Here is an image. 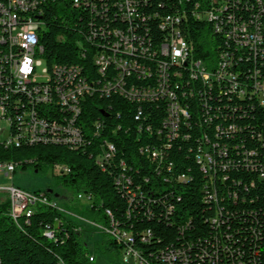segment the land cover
Instances as JSON below:
<instances>
[{
    "label": "built area",
    "instance_id": "2783aa9c",
    "mask_svg": "<svg viewBox=\"0 0 264 264\" xmlns=\"http://www.w3.org/2000/svg\"><path fill=\"white\" fill-rule=\"evenodd\" d=\"M49 1L0 0V145L56 143L84 149L91 145L92 137H98L105 128L103 120L93 122L91 133L81 127L78 122L84 101L93 95L98 98L117 96L135 107L131 115L138 122V136L146 132L157 142L153 148L146 147L141 152L161 163L164 149L170 148L174 140L189 139V133L184 134V131L198 130L204 125L214 127L216 132L235 131L236 125L228 122L244 105L238 101L255 98L264 107L263 66L245 80L243 64L244 54L248 55L246 62L264 64V0H175L178 8L167 14L156 11L148 14L146 9L151 10V0H71L75 8L84 6L94 17L87 32L81 33L92 48V70L86 71L83 65L77 64L54 65L51 70L46 67L41 81L37 68L44 59L40 57L43 47L38 34L42 8ZM197 22L209 23L212 31L220 36L215 64L207 65L195 57L189 36L190 27ZM154 23L163 32L159 42L154 38ZM49 114L55 118L44 117ZM106 116L112 115L107 112ZM205 138L211 150L206 148L197 153L196 163L210 177L218 171L224 173L231 165L230 161L222 159L228 156L225 146ZM253 156H257L256 150L244 152L247 169L259 167L251 160ZM115 157V144L105 140L97 152L96 165L105 172L116 162ZM119 164L125 168L124 160ZM17 169L0 161L2 175H12ZM54 169L60 176L70 171L60 165ZM171 170L169 166L168 171ZM174 178L178 182L189 180L184 174ZM260 178L264 179V173ZM115 183L130 186L132 180L121 173ZM0 191L7 194L8 214H12L18 226L21 221L29 224L39 206L56 209L82 222H77L74 228L81 237L87 226L120 244L123 264L190 263L192 259L197 264L204 260L208 264H219L222 255L230 257L233 264H258L250 262L255 251H249L248 262L239 258L236 263L233 248L223 245L234 242L231 233L221 230L229 227V211L219 206L216 193L206 197L208 202L214 201L216 207L210 218L215 230L208 240L211 250L208 247L193 257L183 248L172 246L158 254L137 256L136 251L131 250L125 228L115 231L110 223L103 225L67 213L45 193L26 192L13 185L0 187ZM136 192L135 189L130 194ZM77 198L87 205L93 200L91 194L85 192L79 193ZM129 204L132 207V199ZM142 208L141 204L133 206L134 210ZM127 214L129 216V212ZM60 223L56 218V226ZM42 234L52 235L55 242L59 240L56 229L50 225H46ZM140 238L142 243L151 240L145 239V232ZM182 238L185 245L190 244V240ZM93 259L94 256H90V260Z\"/></svg>",
    "mask_w": 264,
    "mask_h": 264
},
{
    "label": "trees",
    "instance_id": "16d2710c",
    "mask_svg": "<svg viewBox=\"0 0 264 264\" xmlns=\"http://www.w3.org/2000/svg\"><path fill=\"white\" fill-rule=\"evenodd\" d=\"M150 5L151 10L146 9L148 14L153 11L167 14L179 6L175 0H151ZM40 18L42 24L38 35L39 44L43 47L40 57L47 67L51 70L54 65L77 64L91 71L92 48L81 34L87 32L94 18L89 9L84 6L75 8L71 0H50L43 6ZM152 27L155 41L159 42L163 32L155 23ZM189 37L195 48V57L207 65L215 64L220 51V36L212 31L211 25L195 23L190 27ZM247 56L244 54V79L248 80L255 70L261 69L260 66H263L261 77L264 79V64L246 62ZM240 103H244L243 109L233 113L228 122L236 125L235 131L216 132L214 127L206 125L198 130L184 131V134L189 133V139L174 140L170 148L164 149L161 163H156L150 154L141 152L146 147L153 148L157 142L146 132L138 136V122L131 115L135 107L117 96L98 98L93 95L84 101L78 122L88 133L92 132L95 120L105 123L99 136L92 137L91 145L84 149H71L69 145L56 143L21 147L14 143L11 147L0 145V161L22 170L32 168L40 171L54 169L57 165L67 166L70 169L67 174L56 176L60 185L77 194V200L60 207L67 213L93 222L103 225L113 222L120 230L125 228L133 239L131 246L138 256L158 254L171 246L181 247L193 257L196 253L202 254L210 246L208 240L215 231L210 223L215 213V202H208L206 197L216 193L219 206L229 211V227H222L221 230L231 233L234 242L223 245L233 248L236 263L239 258L248 262L249 251H255L250 262L264 264V179L260 178V174L264 173V107L255 98H245L244 102L238 101ZM107 112L112 116L107 117ZM44 117L55 118L52 114ZM205 136L225 146L228 156L222 159L230 161L231 165L224 173L218 171L210 177L196 163L197 153L206 148L211 150ZM105 140L115 144L116 162L104 172L96 165L95 159ZM251 150L257 153L251 159L259 165L256 170L244 167V152ZM216 158L219 160L218 155ZM120 160L126 163L125 168L119 164ZM169 166L171 171H168ZM121 173L131 178L132 185H116V178ZM182 174L189 180L176 181L174 177ZM135 189L137 192L130 194ZM81 192L91 194L93 200L90 205L78 202ZM45 194L51 198L50 193ZM130 199L133 200L132 207ZM136 204H141L143 208L134 210ZM9 207L7 197L0 200L2 264L95 263L96 257L84 239L74 232L78 224L73 218L56 209L39 206L29 224L21 221L18 226L8 214ZM56 218L61 220L59 226L55 224ZM46 225L56 229L57 242L52 240V235L42 234ZM251 229L254 234L249 233ZM84 232L97 233L90 227H84ZM144 232L145 239H151L149 243L141 242ZM182 237L190 240V244L185 245ZM108 244L109 249L122 251V246L112 238H109ZM96 245H93L94 253L98 250ZM218 247L222 246L218 244ZM90 256L94 259L90 260ZM220 258L219 264H233L228 256ZM192 261H177L176 264H197L196 260ZM199 264H208V261H200Z\"/></svg>",
    "mask_w": 264,
    "mask_h": 264
},
{
    "label": "rangeland",
    "instance_id": "374dc122",
    "mask_svg": "<svg viewBox=\"0 0 264 264\" xmlns=\"http://www.w3.org/2000/svg\"><path fill=\"white\" fill-rule=\"evenodd\" d=\"M46 62L42 60V65L37 68V76L43 81L45 76L44 70L46 69ZM12 175L5 176L0 174V187L13 185L16 188L24 190L26 192H39L45 193L52 189L54 192L51 194V200L57 203L59 206L70 204L71 201L76 199L77 194L71 189L65 188L59 183V179L56 176V170L45 168L40 171H36L32 168L22 170L20 167ZM60 197H56V195ZM7 197L5 192L0 191V200ZM77 200V199H76ZM82 205L86 203L78 201ZM78 223H82L79 219L74 218ZM85 226V225H84ZM87 227V226H85ZM82 238L88 245L92 254L96 257L94 264H123L122 251L114 248L109 249L108 244L109 236L103 233L84 232ZM97 244V251L93 250V245ZM109 249V250H108Z\"/></svg>",
    "mask_w": 264,
    "mask_h": 264
},
{
    "label": "bare ground",
    "instance_id": "6f19581e",
    "mask_svg": "<svg viewBox=\"0 0 264 264\" xmlns=\"http://www.w3.org/2000/svg\"><path fill=\"white\" fill-rule=\"evenodd\" d=\"M11 144H13V143H11ZM16 146H18V143H14ZM10 166H13V167H16L15 165H13V164H9ZM107 213H108V215H110V212L109 211H107ZM11 216H12V214H11ZM111 225H112V228H114L115 229V231H123V230H120L119 228H117L116 226H115V224L112 222L111 223ZM129 241H130V247H131V250H133V248H132V246H131V244H132V242H133V239H132V237L129 235ZM133 251H135V250H133ZM136 255L138 256V254L136 253Z\"/></svg>",
    "mask_w": 264,
    "mask_h": 264
},
{
    "label": "water",
    "instance_id": "95a60500",
    "mask_svg": "<svg viewBox=\"0 0 264 264\" xmlns=\"http://www.w3.org/2000/svg\"><path fill=\"white\" fill-rule=\"evenodd\" d=\"M47 192L50 193V194H53L54 191L52 189H50ZM56 197H60V196L57 194Z\"/></svg>",
    "mask_w": 264,
    "mask_h": 264
}]
</instances>
